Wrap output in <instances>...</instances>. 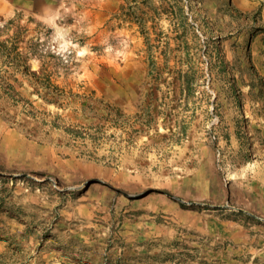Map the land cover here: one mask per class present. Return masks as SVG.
Wrapping results in <instances>:
<instances>
[{
  "label": "rangeland",
  "instance_id": "rangeland-1",
  "mask_svg": "<svg viewBox=\"0 0 264 264\" xmlns=\"http://www.w3.org/2000/svg\"><path fill=\"white\" fill-rule=\"evenodd\" d=\"M0 264H264V0H0Z\"/></svg>",
  "mask_w": 264,
  "mask_h": 264
}]
</instances>
